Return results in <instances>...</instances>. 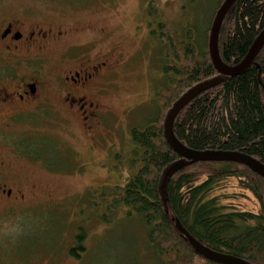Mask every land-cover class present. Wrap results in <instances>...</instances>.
Wrapping results in <instances>:
<instances>
[{"label":"rangeland","instance_id":"374dc122","mask_svg":"<svg viewBox=\"0 0 264 264\" xmlns=\"http://www.w3.org/2000/svg\"><path fill=\"white\" fill-rule=\"evenodd\" d=\"M152 3L157 8L150 16L147 9ZM216 5V0H0V9H18L45 27L53 21L68 29L56 49L66 44L96 45L89 50L92 57L100 52L104 55L100 60H107L124 53L128 60L104 76L107 91L101 101L109 111L104 109L100 128L106 137L99 138L94 150H89L95 144L92 134L76 115L52 130L65 140L68 151H52V143L33 134V143L46 144L33 152L57 172L53 178L47 172L36 173L32 181L55 200L48 201L37 191L34 208L0 222V264H159L148 244L147 229L137 217L120 213L110 223L105 221L109 213L105 203L112 197L103 194L110 186L124 185L139 165L131 161L130 129L155 116L162 104L156 91L169 82L162 71L166 55L153 35L157 22H166L177 43L185 37V24L195 25L204 41ZM56 53L53 47L46 56L55 59ZM211 196L238 209L257 211L253 194L239 188L235 178L216 187ZM79 233L86 234L85 249L76 259L69 250L77 246Z\"/></svg>","mask_w":264,"mask_h":264},{"label":"trees","instance_id":"16d2710c","mask_svg":"<svg viewBox=\"0 0 264 264\" xmlns=\"http://www.w3.org/2000/svg\"><path fill=\"white\" fill-rule=\"evenodd\" d=\"M216 1L204 41L195 25L185 24V37L177 43L166 22H157L153 35L166 55L162 71L169 82L156 91L162 104L155 116L130 129L131 161L139 165L124 185L110 186L103 194L112 197L105 203L109 210L105 221L110 223L120 213L137 217L147 229L148 244L159 264H219L195 251L173 217L211 249L264 264V177L238 162L186 160L166 136L165 123L175 103L193 87L219 79L178 114L173 125L176 138L196 151H236L264 164V46L240 74L220 75L208 48L214 17L225 0ZM156 5L147 9L150 16ZM263 29L264 0H236L220 31L222 61L238 65ZM229 178L253 194L257 211L238 209L211 196Z\"/></svg>","mask_w":264,"mask_h":264},{"label":"flooded vegetation","instance_id":"af4514ba","mask_svg":"<svg viewBox=\"0 0 264 264\" xmlns=\"http://www.w3.org/2000/svg\"><path fill=\"white\" fill-rule=\"evenodd\" d=\"M17 10L0 9V222L34 208L37 191L48 201L55 200L51 192L42 193L32 181L36 173L47 172L53 178L57 172L33 152L46 145L33 143V134L52 143V151H68L65 140L52 130L60 128L69 115H76L95 140L89 150L100 145L99 138L106 137L100 128L102 113L109 111L101 101L107 91L104 76L112 73V67L128 62L124 53L107 60H100L104 58L100 52L92 57L89 50L96 45L66 44L56 49L68 29L53 21L45 27L41 20L29 19ZM53 47L55 59L46 56ZM36 130L39 132L33 133ZM79 234L75 236L77 246L69 250L81 248L71 254L76 259L85 249L86 234L81 239Z\"/></svg>","mask_w":264,"mask_h":264},{"label":"water","instance_id":"95a60500","mask_svg":"<svg viewBox=\"0 0 264 264\" xmlns=\"http://www.w3.org/2000/svg\"><path fill=\"white\" fill-rule=\"evenodd\" d=\"M235 2L236 0H225L223 2V4L216 12L209 34L208 48L210 57L219 74L223 76H234L243 72L253 63L255 57L260 52L261 48L264 46L263 29L254 41L246 57L238 65L230 66L222 61L219 51L220 31L227 13L232 8ZM217 80L219 79H213L193 87L178 102L175 103L174 107L169 112L165 123L166 136L168 142L170 143L172 148H174V150L186 160H190L192 162H238L246 165L252 171L264 177V164L250 155L236 151H196L182 144L174 134V121L178 114L181 112V110L185 106H187L188 103H190V101L198 93H200L203 89L210 86L211 84L215 83ZM172 220L175 221V226L177 230L187 238V241L195 249V251L205 256L207 259L219 264H254L244 258L211 249L210 247L201 243L192 234H190V232L183 226V224L178 218L173 217Z\"/></svg>","mask_w":264,"mask_h":264}]
</instances>
